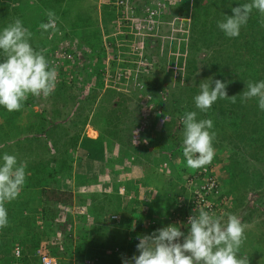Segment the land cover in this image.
<instances>
[{
    "label": "rangeland",
    "instance_id": "374dc122",
    "mask_svg": "<svg viewBox=\"0 0 264 264\" xmlns=\"http://www.w3.org/2000/svg\"><path fill=\"white\" fill-rule=\"evenodd\" d=\"M13 1L0 0V30L19 18L33 33L32 46L43 50L50 66L56 68L57 83L47 99L29 96L20 111L9 112L0 106V164L5 153L15 155L18 163L27 165L26 173L30 175L20 196L5 204L8 226L0 229V258L8 254L5 251L10 245L11 250L16 245L25 248L37 236L42 239L32 245L34 249L48 245L45 232L51 229V220L55 229L51 239L57 238L64 252L77 250L81 245L78 241L87 229L105 231L104 236L113 237V225L93 214L95 194L112 195L110 189L111 194L83 191L76 196L70 189L61 187L63 177L73 176L78 157L74 150L88 126L105 130L111 141L132 153L133 161L141 155L146 167L151 163L156 166L154 172L161 176L155 188L157 192L153 191L156 195L147 205L141 202V193L130 191L126 185L123 191L120 192L123 185L118 190L128 197H134L136 192L140 200V206L133 211V205L125 198L123 210H112L109 216L115 220L114 216L119 215L117 228H124L130 221L128 237L119 234L116 239L121 244L124 237L127 240L124 258L139 254L137 236L151 234L169 224L179 227L170 216L191 212L193 209L188 208L187 202L199 190V184L192 183L193 178L186 172L192 174L200 169L192 171L186 167L181 147L184 128L181 117L185 112L195 111L197 120L213 121L211 131L216 133V138L211 164L219 183L223 186L231 183L230 175L234 169L238 170V164L253 174L251 187L236 206L235 198L224 192V202L217 215L226 219V214H235L245 226L247 239L238 258H247L249 264H264V197L256 201L254 196L256 185L264 186V162L250 157L248 151L264 143V111L259 109L256 99L243 102L248 112L241 117L228 107L232 103L227 99H218L207 112L197 109L194 102L204 81L227 82V93L236 95V102L246 89V81L258 82L255 72L264 60V40L257 29L264 27H261L264 17L254 9L247 25L235 38L227 37L217 26L219 20L232 15L233 7L251 0H173L163 13L161 26L152 31L144 29L149 33L143 36L146 39L135 35L129 27L118 28L120 15L114 0H31L40 6L32 8V22L27 21L23 9L13 8ZM53 6L63 7L61 12H55L56 20L63 14V30L69 23L73 24L70 41L81 44L84 53L80 59L65 54L62 61L54 63L62 51L56 43L64 44L65 33L59 28L58 32L42 34L39 28L48 21L46 13ZM44 40L49 41L47 46L42 43ZM51 51L56 59L50 57ZM164 115L168 122H164ZM8 119L16 120L19 130L15 134L9 131ZM26 120L31 125L25 127ZM237 133H244L245 138H237ZM174 163L178 170L173 169ZM71 166L72 172L67 175L61 171ZM182 168L187 169L185 173ZM49 177L50 181L44 182ZM166 183L171 186H165ZM135 188L146 189L143 184H136ZM54 191L71 192L73 196L62 194L65 201L58 202ZM216 198L209 197L217 206ZM165 200L172 205L167 206ZM134 220L136 228L132 231ZM181 231L187 234L185 229ZM69 233H73L72 237ZM69 237L72 240L64 247L62 242ZM3 245L7 246L1 248ZM90 245L89 240L87 247ZM75 257L71 258L76 262Z\"/></svg>",
    "mask_w": 264,
    "mask_h": 264
},
{
    "label": "clouds",
    "instance_id": "9594fccd",
    "mask_svg": "<svg viewBox=\"0 0 264 264\" xmlns=\"http://www.w3.org/2000/svg\"><path fill=\"white\" fill-rule=\"evenodd\" d=\"M264 17V0H251L232 8L217 22L218 28L229 38L240 35L253 10ZM47 22L39 28L43 33L58 32L54 11L46 13ZM264 26V20L261 22ZM33 33L17 18L0 30V106L7 111H20L29 96L47 99L55 90L57 71L50 66L43 50H36L31 39ZM214 84V86H213ZM200 92L194 97L195 106L207 112L218 99L236 103V95L229 96L227 82L216 79L211 83L201 82ZM256 99L264 111V80L246 81L241 101ZM164 122H168L164 115ZM183 128L182 151L186 167L192 170L203 168L215 156L213 141L216 133L211 119L197 120V112L188 111L181 117ZM0 164V229L8 226L6 203L16 200L26 182V167L15 155L5 153ZM187 220V234L175 224L158 228L151 234L137 236L138 255L124 258L123 264H249L247 258H238L239 250L247 239L245 226L235 214L216 215L204 208H196ZM136 222L131 230L135 231ZM181 238L182 242H181Z\"/></svg>",
    "mask_w": 264,
    "mask_h": 264
},
{
    "label": "trees",
    "instance_id": "16d2710c",
    "mask_svg": "<svg viewBox=\"0 0 264 264\" xmlns=\"http://www.w3.org/2000/svg\"><path fill=\"white\" fill-rule=\"evenodd\" d=\"M27 21L32 22L31 19H27ZM56 23H57V28L59 30V28H61L60 26L62 25V22H61V20H56ZM74 29H76V28H74ZM257 32H260L262 34V38L264 40V27L258 28ZM65 36L66 37L64 40L70 41V36L68 34H66ZM30 42L32 43L33 40H31ZM56 44H59V42H57ZM39 45H41V44L39 43ZM44 45H45V43H44ZM33 47L37 48L36 46H33ZM259 65L256 66L257 70L255 72L258 75V79H257L258 82L261 80H264V60ZM228 107H230V109L233 110L234 113L237 114L239 117H241L243 115H247V112H248L247 105H244V103L241 101V98L235 104L232 103ZM243 135H245V134L244 133H242V134L237 133L235 136L237 138H239V137L245 138ZM250 136L251 135H248L247 137H250ZM248 151L250 152L249 153L250 157L254 158L257 161L264 162V143L260 144L259 146H256L254 149L252 148L250 150V148H249ZM177 165H179V164H177ZM212 166H213V164H211V163L208 164V168H209L208 171H209V173L211 172L209 174L211 176L215 175V173L212 172V168H213ZM172 167L174 170L177 169L175 163L172 165ZM236 167H238V170H236L237 169L236 168V169H234V172H232V173L229 172L228 167H225V169L227 170V173H231V175H230L231 183L226 184V186H223L221 183H219V189L221 192V196H216L217 197L216 200L218 201V205H220V207H221V205H223V202H224V197H223L224 192L229 193L231 196H233L235 198L234 199V202H235L234 206H236L237 202L240 203V200L242 199L241 197L244 195L246 196V191L251 187L253 174L251 172H249V170H243L241 168V164L236 165ZM69 168H70L69 170H67L68 168L65 170H64V168H61L62 169L61 171H63L65 173V175H67V173L72 172V169H73L72 166ZM56 169H58V168H56ZM41 170L44 171L45 169L41 168ZM186 170H187L186 168H182L183 173H185L184 171H186ZM201 170H202V168H200V170L197 172L192 170V171H194V173L191 174V172H186V175L190 174L192 178L194 177V175H199L202 177L205 175V173L201 172ZM235 170H236V172H235ZM52 171H54V170H52ZM51 175H53V174H51ZM58 178L59 177L57 176V179ZM26 179H28V178H26ZM47 180L50 181V177L45 179L44 182H46ZM167 184H168V186H171L169 183H166L164 185L166 186ZM262 184H263V182H262ZM123 187H124V185H123ZM256 187H257L256 190H254L255 191L254 196H255L256 201H257V200H259V198L261 199L262 197H264V193H263L264 192V186L258 187V185H256ZM161 188H162L161 190H162V195H163V187H161ZM169 188H171V187H169ZM169 188L164 189V190L167 191ZM118 190H119V187H116V189L112 191V195L104 194V192L95 194V197H94L95 203L93 206V212H94L93 214L96 217L102 219L101 220L102 222L104 220L105 223L109 222L110 225H113V227H114L113 237L104 236L105 231L102 232V231L98 230L99 233H97V232H94L93 229H90V230L87 229V230H84V234L82 235V240L78 241L81 243V245L79 244L78 249L77 250L74 249L73 252H67V250H66V252H64L65 250H60L61 244L57 241V238L54 237V239H51V236L53 234H55L54 233L55 229L53 228L54 222H53V220H51L53 223L51 222V225H52L50 227L51 229L50 230L47 229V231L45 232V239H46L47 244H48L47 246L50 248V251L52 253L58 255V256H61V258L63 260V264H76L77 261H84L87 256L95 257L93 259L94 264H112L111 263L112 261L114 262V264H123V259L126 255V251H127L126 250L127 248H125V246H127L126 245L127 244L126 238L129 235L128 226H130V221H129V223L126 224V226L124 228H117L116 225H118L117 223H118V221H120L119 215H118V219L115 218V220L111 219V217H109V216L111 215L112 210H114V212H121L122 211L123 200L125 198H126V201H128L130 204L133 205V207L131 208V210H133V211L136 209L137 206H140V200H139V196L136 192H134L135 193L134 194L135 196L133 195L134 197H131V196L128 197V196H123L120 193H118ZM62 194L68 195L70 197L73 196V193H71V192L67 194L66 192L54 191V196L58 197V202H64L65 201L63 198H61ZM164 195H165V197H167L166 194H164ZM163 197H161V198H163ZM165 202L168 203V204H166L167 206L172 205V203H170L169 201L165 200ZM193 205H195V204H193ZM28 206H29V203H28ZM28 206H26V207H28ZM20 210H22V209H20ZM19 212H21V211H19ZM46 212H48V211L46 210ZM51 216H52V214H51ZM54 216H55V214H54ZM51 219H53V218L51 217ZM181 219H182V217H181ZM181 227L185 229L186 233L188 232L189 228L187 226L186 220H183V222L181 223ZM69 234L72 237L73 233H69ZM119 234L120 235L124 234L126 236V238L124 237V240H121V241H124V242H122V244L124 246L120 243L119 239L116 241ZM41 239L37 236V238L36 237L33 238V242L28 244V246H26L25 248H22L24 254L27 255L26 260H27L28 264H38V258H36L33 255L35 249L32 245L34 243L39 244L41 242ZM68 240H72V239L69 237L62 242L64 247H66L68 245ZM89 240L91 241L90 248L87 247V243ZM117 245H119V246H117ZM4 246H7V245H3V246H1V248H4ZM11 247H12V245H10L8 247L7 251H5V252H8L7 255H6V253L1 255L0 264H10ZM67 253L69 255H67ZM73 255H76V257H75L76 262L73 260V258H71V257H73Z\"/></svg>",
    "mask_w": 264,
    "mask_h": 264
},
{
    "label": "crops",
    "instance_id": "0c3cea01",
    "mask_svg": "<svg viewBox=\"0 0 264 264\" xmlns=\"http://www.w3.org/2000/svg\"><path fill=\"white\" fill-rule=\"evenodd\" d=\"M12 5L16 10L23 9L26 19L30 18L31 20L32 8L40 7L33 4L31 0H14ZM62 9L63 7L61 6H53L52 11L54 13L61 12ZM62 17L63 14L58 19L61 20ZM72 26L73 24L69 23V25H66L65 30L61 29L65 35L72 36L69 33ZM48 42L42 41L45 45ZM1 120L0 124L2 123ZM8 121H10L9 131L15 134L19 130L16 126V120L8 119ZM27 125H31L29 120L25 121V127ZM99 129L101 128L88 126L83 131L80 141L74 150L78 157L75 164L76 167L73 169V176L62 178V189H70L77 196L78 194L81 195L83 191H88L90 194L95 191H105L108 193L110 190L111 192L115 190L116 187L120 189L121 185H126L130 191H136L138 194L141 193V202H146L145 205H147L153 200V195L157 192L155 188L158 186L161 177L160 174L154 172L156 166L149 163L148 167H146L141 155L136 161H133L131 152L122 149L119 144L116 145V141H111L109 135L104 134L105 130L101 131ZM147 162L150 161L147 160ZM28 177L29 175L26 173V178ZM136 184H143L146 191L143 190L145 191L143 192L141 189H136ZM154 190L156 191L153 192ZM147 193L151 196H146ZM109 194L111 193L109 192ZM124 204L125 202L123 201Z\"/></svg>",
    "mask_w": 264,
    "mask_h": 264
},
{
    "label": "built area",
    "instance_id": "2783aa9c",
    "mask_svg": "<svg viewBox=\"0 0 264 264\" xmlns=\"http://www.w3.org/2000/svg\"><path fill=\"white\" fill-rule=\"evenodd\" d=\"M114 3L120 15V19L117 20L118 28L121 29L122 27H129L134 31L135 35L140 34L142 35L143 39H146L143 36H147L149 33L147 34L144 29L147 28L149 31L158 29L161 26L165 9L173 3V0H142L141 2H139V0H114ZM56 45L60 46L62 51H60L61 56H56L54 52H50V57L52 59L59 58L58 60H54V63H59L62 61L63 57H65V54H68L75 60L80 59L81 55L84 53L81 44L76 45V43L73 44L71 41L66 40L63 45ZM70 48L72 51H74V53ZM66 50H68V52ZM85 56L86 55L84 54V57ZM61 67L62 64L60 65V68ZM208 169V165L203 167L201 172H204L205 175L202 177L199 175H194L192 179V183L199 184V190L196 194H193L194 196H191V199L187 202L188 208H192L193 210L187 214L179 213L175 214L176 216H170L176 220V224L182 230L184 228L181 227V223L183 220L187 221L190 215L195 214L194 210L196 207L202 208L204 206L206 211L215 213L216 215L219 212L220 205L216 206L217 202L211 203V200L209 199V197L221 196L219 181L216 175H209L211 172L209 173ZM124 189V187L121 188L120 192ZM114 218L118 219V215H115ZM33 255L38 258V264H63L62 258L52 253L46 244H41L38 246L34 250ZM26 257L27 255L24 254L22 247L16 245L11 250L10 264H28ZM76 264H94V260L87 258L84 261H79Z\"/></svg>",
    "mask_w": 264,
    "mask_h": 264
}]
</instances>
